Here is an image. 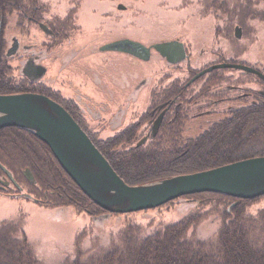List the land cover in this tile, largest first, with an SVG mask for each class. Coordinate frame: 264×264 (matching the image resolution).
<instances>
[{"label": "flooded vegetation", "instance_id": "flooded-vegetation-1", "mask_svg": "<svg viewBox=\"0 0 264 264\" xmlns=\"http://www.w3.org/2000/svg\"><path fill=\"white\" fill-rule=\"evenodd\" d=\"M150 8L151 0H0V94L49 96L103 154L104 145L135 149L151 142L165 145L172 159H186L201 152L203 143L221 144L222 132L230 137L233 129L241 130V144L258 140L264 130V56L233 51L232 20L225 15L230 11L222 13L229 46L221 54L198 50L196 35L187 29L169 36L161 26L141 23L150 18ZM243 32L236 23L233 36L241 39ZM171 42L174 48L160 47ZM222 63L229 65L208 70ZM142 91L148 106L135 120ZM22 141L55 156L33 133L1 128L0 195L24 196L46 207L69 205L58 186L39 181L32 164L19 172L6 161L28 163L31 154L18 151ZM40 190L43 196H37ZM84 212L97 224L113 214L93 203Z\"/></svg>", "mask_w": 264, "mask_h": 264}, {"label": "trees", "instance_id": "trees-1", "mask_svg": "<svg viewBox=\"0 0 264 264\" xmlns=\"http://www.w3.org/2000/svg\"><path fill=\"white\" fill-rule=\"evenodd\" d=\"M234 130L230 137L222 132L221 144L203 143L201 152L186 159L170 158L166 147L162 149L159 146L161 144L145 150L144 147H135L125 151L104 145L108 151L104 155L118 174L133 185L264 155V144H241V130ZM252 136L248 135L247 140L250 141ZM241 145L246 150L237 152ZM21 150L31 154L28 162L31 161L32 167L38 171L41 183L50 188L58 186L69 205H76L80 212L90 208V203L100 207L65 173L55 156L53 159L46 157L40 152L41 148L24 141L18 148V151ZM74 185L78 191L72 187ZM260 197L244 199L216 192L184 195L180 199L200 201L199 207L205 213L189 214L146 235H143L139 225H136L138 228L128 225L122 235L108 246L79 251L63 264H264V208L256 214L249 211V207ZM175 201L171 200L166 205ZM235 201L237 204L234 205ZM210 215L216 217L212 222L220 220L218 231L207 238L199 237L194 228L203 216ZM258 230L263 232L260 234ZM22 233L13 221L0 224V264H42Z\"/></svg>", "mask_w": 264, "mask_h": 264}, {"label": "rangeland", "instance_id": "rangeland-1", "mask_svg": "<svg viewBox=\"0 0 264 264\" xmlns=\"http://www.w3.org/2000/svg\"><path fill=\"white\" fill-rule=\"evenodd\" d=\"M211 2L214 4H210ZM225 10L230 11L229 14H225L223 12ZM149 12L150 18L145 16L141 19V23L148 27L152 25L161 26L169 36L183 33V30L187 29L196 35L194 43H196L198 50L204 46L207 47V50H216L221 54L226 52L229 46L228 33L223 30L225 24L222 13L226 15L227 19L230 15L231 28H233L230 33L233 51L249 57L259 56L261 54L259 52L262 51L264 56V0H151ZM218 13L221 15L217 16ZM236 23L244 26L241 39L233 36ZM160 30L157 34L160 33ZM155 31H153L154 34ZM157 34L156 36H158ZM189 41L191 42V40ZM205 55L210 56L208 53ZM144 71L147 72L148 70L144 68ZM143 92L139 96V102L142 105L137 102L140 108L136 109V114L139 116L135 120L144 114L148 106ZM128 108V105L124 108L126 110L125 119L126 117L129 118ZM255 141H262L264 144V130L263 135L250 144L255 143ZM156 145L158 143L151 144L149 142L143 149L155 148ZM159 146L164 149L163 146L165 145ZM115 148L117 151H125L128 150L129 146L117 145ZM40 152L44 151L41 150ZM6 161L19 172L26 165L32 164L31 161L27 163V160L7 159ZM22 177L24 178L23 175ZM38 179L41 180L39 175ZM38 184L41 186V183ZM37 196H43L41 190ZM179 199L169 205L165 204L151 209L125 214L108 213L97 224L93 223L91 216L84 210L78 211L76 205L64 203L66 205L63 207H46L24 196L14 198L0 195V224L5 221L17 223L42 264H63L67 258H71L79 251L86 252L108 246L122 235L123 230L128 225L137 228L140 226L143 235H146L147 232L156 231L165 224L178 221L189 214L205 213L199 207L200 201L190 202L187 198ZM261 208H264V195L249 207V211L256 214ZM215 218V215L206 218L203 216L201 222L194 228L196 234L202 238L214 235L220 225V220L212 222ZM262 232L258 230V233L261 234Z\"/></svg>", "mask_w": 264, "mask_h": 264}, {"label": "water", "instance_id": "water-1", "mask_svg": "<svg viewBox=\"0 0 264 264\" xmlns=\"http://www.w3.org/2000/svg\"><path fill=\"white\" fill-rule=\"evenodd\" d=\"M237 36L241 29L237 27ZM161 48H174L166 43ZM228 63L208 68L224 67ZM17 126L44 141L94 203L113 213L156 208L187 194L216 192L236 198L264 195V155L141 184L127 183L71 113L39 93L0 94V129ZM158 126L154 129L157 131ZM29 176L33 177L29 170ZM237 204V201L233 203Z\"/></svg>", "mask_w": 264, "mask_h": 264}, {"label": "bare ground", "instance_id": "bare-ground-1", "mask_svg": "<svg viewBox=\"0 0 264 264\" xmlns=\"http://www.w3.org/2000/svg\"><path fill=\"white\" fill-rule=\"evenodd\" d=\"M96 145V144H95ZM97 146V145H96ZM98 147V146H97ZM99 148V147H98Z\"/></svg>", "mask_w": 264, "mask_h": 264}]
</instances>
